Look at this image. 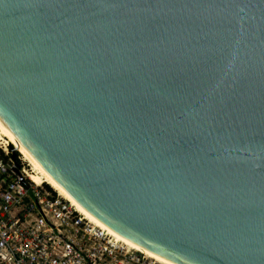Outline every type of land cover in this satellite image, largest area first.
<instances>
[{
    "label": "water",
    "instance_id": "95a60500",
    "mask_svg": "<svg viewBox=\"0 0 264 264\" xmlns=\"http://www.w3.org/2000/svg\"><path fill=\"white\" fill-rule=\"evenodd\" d=\"M0 129L135 247L264 264V0H0Z\"/></svg>",
    "mask_w": 264,
    "mask_h": 264
},
{
    "label": "built area",
    "instance_id": "2783aa9c",
    "mask_svg": "<svg viewBox=\"0 0 264 264\" xmlns=\"http://www.w3.org/2000/svg\"><path fill=\"white\" fill-rule=\"evenodd\" d=\"M0 141V264H164L125 245Z\"/></svg>",
    "mask_w": 264,
    "mask_h": 264
},
{
    "label": "bare ground",
    "instance_id": "6f19581e",
    "mask_svg": "<svg viewBox=\"0 0 264 264\" xmlns=\"http://www.w3.org/2000/svg\"><path fill=\"white\" fill-rule=\"evenodd\" d=\"M0 137L1 140L4 141L6 144H10L13 145L15 147V149L21 153V155L26 158V160H28L33 169L34 172L32 173L34 181L37 182L38 184H42V183H49L51 186H53L58 192H60L62 195L68 197V199H70L71 201H73L71 199V197L53 180L51 179L40 167H38L31 159L30 157H28L26 154H24L15 144V142H12L11 139L5 134V132L3 130L0 129ZM73 203L75 204V202L73 201ZM78 209L84 214L86 215L88 218H90L92 221H94L95 223L101 225L99 222H97L94 218H92L89 214H87L83 209H81L77 204H75ZM103 226V225H101ZM104 227V226H103ZM110 231V230H109ZM112 234H114L116 237H118V239H120L125 245L131 247L132 249H135L137 251H142L146 254H148L149 256H151L152 258L156 259L159 262H162L164 264H171L153 254H150L149 252L145 251V250H141L138 247H135L133 244L129 243L128 241H126L125 239L121 238L120 236L116 235L115 233H113L112 231H110Z\"/></svg>",
    "mask_w": 264,
    "mask_h": 264
},
{
    "label": "rangeland",
    "instance_id": "374dc122",
    "mask_svg": "<svg viewBox=\"0 0 264 264\" xmlns=\"http://www.w3.org/2000/svg\"><path fill=\"white\" fill-rule=\"evenodd\" d=\"M0 141L3 142V143H5L4 141L1 140V137H0ZM12 147H13V145H12ZM18 154L20 155V157H21V159H22V161H23L24 164H26L27 166L31 165V163H30L28 160H26V158H24V157L21 155V153L18 152ZM31 166H32V165H31ZM47 184L50 185L49 183H47ZM50 186H51V185H50ZM51 187L54 188L53 186H51Z\"/></svg>",
    "mask_w": 264,
    "mask_h": 264
},
{
    "label": "trees",
    "instance_id": "16d2710c",
    "mask_svg": "<svg viewBox=\"0 0 264 264\" xmlns=\"http://www.w3.org/2000/svg\"><path fill=\"white\" fill-rule=\"evenodd\" d=\"M49 187H51L50 185H48Z\"/></svg>",
    "mask_w": 264,
    "mask_h": 264
}]
</instances>
